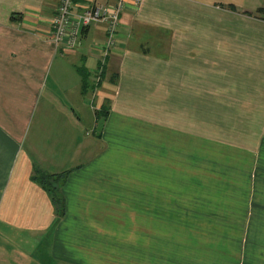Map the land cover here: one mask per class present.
<instances>
[{
	"label": "crops",
	"instance_id": "obj_1",
	"mask_svg": "<svg viewBox=\"0 0 264 264\" xmlns=\"http://www.w3.org/2000/svg\"><path fill=\"white\" fill-rule=\"evenodd\" d=\"M125 3L103 61V23L58 50L60 0H0V264H111L103 251L118 250L119 219L141 217L143 235H165L153 203L175 204L156 218L180 219L166 233L177 249L188 244L184 264H264V33L247 28L264 27V0ZM200 149L213 179L205 194L198 181L183 196L166 182L155 194L145 174L127 178L130 153L147 172L154 151H190L199 163ZM41 176L55 178V193Z\"/></svg>",
	"mask_w": 264,
	"mask_h": 264
},
{
	"label": "rangeland",
	"instance_id": "obj_2",
	"mask_svg": "<svg viewBox=\"0 0 264 264\" xmlns=\"http://www.w3.org/2000/svg\"><path fill=\"white\" fill-rule=\"evenodd\" d=\"M118 1V0H117ZM109 6V5H108ZM260 11V10H259ZM259 15H262L264 18V13L260 12ZM124 12V11H123ZM122 12V13H123ZM254 13V14H255ZM106 26V32L108 35V38L110 36V28L107 24L104 23ZM248 29H251V32L258 31L260 35L261 33H264V27L260 26H254V24H248ZM119 26H117L114 30V38L118 32ZM234 29L232 28V35L234 34ZM251 32H247V35L249 36ZM237 34V33H235ZM51 42L54 44V42L51 39ZM80 43V40H79ZM55 46V45H54ZM232 50L239 51L238 45L232 43ZM58 50H65L63 47L57 48ZM243 50V49H241ZM247 52L250 51V49L247 46ZM69 51V50H67ZM114 51V49L111 51V53ZM106 58H103V61H105ZM103 72V70H101ZM102 75V73H101ZM100 75V79L101 76ZM100 83V81H99ZM91 108L94 111V114L97 119H99V115L103 111V109H99L95 107L94 105L91 106ZM105 120V119H104ZM102 120V121H104ZM233 130V127H232ZM237 142L241 143L239 137L237 138V135L235 132L232 131L231 135V142ZM247 143V140H246ZM201 147H205L204 144H202ZM153 150H158V147H156ZM187 150V149H185ZM156 151L152 152L148 158H150V171L143 172L142 167V160L141 155L136 153H130L127 155L126 160V169L128 171L126 172L129 176L127 178H142V174H145L147 176V179H150V182L152 185H157L155 187L154 193L157 194L160 190V186L163 183H167V192L174 191L176 194L182 193L183 196H190L192 192L194 191V187L191 188V184L194 183V181H198L197 184H199V187H196L197 193L199 194H205L206 193V187L210 184V182L213 181V179H208V161L206 160V151L204 149L199 150L200 154V162L199 163H192L190 160L191 158L194 159L195 155L191 154L190 151H182V154L180 151H178V154L176 155H162L156 153ZM186 153V154H184ZM190 154V156H189ZM192 155V156H191ZM177 158H176V157ZM191 157V158H190ZM162 158V159H161ZM214 158V156L212 157ZM176 160V163H175ZM175 166L176 169L175 170ZM160 168V169H159ZM125 178V177H124ZM55 187V184L52 185ZM182 186V187H180ZM56 188V187H55ZM153 188V187H152ZM194 193V192H193ZM167 194V193H166ZM169 196V195H168ZM174 205L173 203H167L166 205H163L162 203L155 204L153 203L151 205V222L156 223L158 225L162 224V222H165L166 225L162 226V230L165 232L164 234L158 233L157 230L152 229V233L143 235L142 233V226H143V219L140 218H133V219H119V227H118V250L110 251L109 245H105L108 247V251H103L106 255H108L111 258V253L113 254L112 258L113 261L111 264H184V261L181 260V256L179 254V251H185L188 248V244H183L182 246L175 245L174 241L169 240V235L167 236L168 232L167 230H172L174 226V223L179 221L180 219H176L175 215H171L170 218L161 219L156 218L159 212V207L161 210H166L167 212H173L174 213ZM185 205V204H184ZM57 208L59 209V206L56 204ZM163 206V207H162ZM166 206V209L164 208ZM139 207L140 210L139 213L141 215V204L136 206ZM146 208V207H145ZM135 215L137 216V212H135ZM161 221V222H159ZM156 231V232H155ZM175 237V236H174ZM196 235H193L192 238H195ZM144 240L146 242L144 243ZM186 243V242H185ZM114 245V244H113ZM155 245V246H153ZM146 247V249H143V247ZM115 260V262H114ZM110 261V260H109ZM188 264H200L199 262H188Z\"/></svg>",
	"mask_w": 264,
	"mask_h": 264
},
{
	"label": "built area",
	"instance_id": "obj_3",
	"mask_svg": "<svg viewBox=\"0 0 264 264\" xmlns=\"http://www.w3.org/2000/svg\"><path fill=\"white\" fill-rule=\"evenodd\" d=\"M141 2V0H135ZM125 0H118L113 6L96 5L84 6L80 10L79 4L73 0H60V4L52 19V41L57 48L64 47L66 50H72L79 44L81 31L96 23H105L110 28V36L104 46L103 57L106 58L115 45L114 30L120 23V15L125 9ZM103 70L96 67L91 75L94 82L99 84L100 75Z\"/></svg>",
	"mask_w": 264,
	"mask_h": 264
},
{
	"label": "trees",
	"instance_id": "obj_4",
	"mask_svg": "<svg viewBox=\"0 0 264 264\" xmlns=\"http://www.w3.org/2000/svg\"><path fill=\"white\" fill-rule=\"evenodd\" d=\"M232 9H235L234 7H232ZM260 13H264V10H260ZM246 14L253 16V13L250 12H246ZM50 179H55L54 177H48V176H41L40 178H37L36 180H38L41 184L45 185V187H47L49 190H51L53 193H55L57 190L55 187L52 186V184H50L49 180ZM56 200V204L59 206V214L60 215H64L65 214V208H64V203L60 198H55Z\"/></svg>",
	"mask_w": 264,
	"mask_h": 264
}]
</instances>
